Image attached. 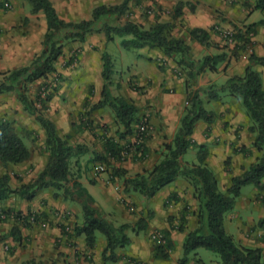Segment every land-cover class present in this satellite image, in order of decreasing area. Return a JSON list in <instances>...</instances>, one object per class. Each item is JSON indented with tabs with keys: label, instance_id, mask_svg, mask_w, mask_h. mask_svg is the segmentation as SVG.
<instances>
[{
	"label": "trees",
	"instance_id": "16d2710c",
	"mask_svg": "<svg viewBox=\"0 0 264 264\" xmlns=\"http://www.w3.org/2000/svg\"><path fill=\"white\" fill-rule=\"evenodd\" d=\"M26 1L31 4L33 13L42 12L46 18L47 31L42 41V50L30 65L14 69L3 76L4 80L0 82V95L15 92L24 111L33 116L40 125L45 133L43 150L47 162L32 182L16 189L12 187L10 174H0V202L9 200L13 196L32 201L44 191L62 192L63 190L64 198L68 200L70 195L72 200L81 205L83 212L82 223L75 225L69 239L83 238L87 248L93 250L100 243L98 235L100 234L105 243L101 256L103 264H118L122 258L120 251H127L132 244L129 232L139 235L148 230L149 221L154 216L152 211H147V215L141 216L133 225H115L107 220L102 210L96 205L95 198L81 182L74 181L72 183V159L86 148L82 145H73L70 142L72 136L61 134L55 123L45 115L44 110L47 111L53 94L49 93L42 97L40 93L37 96V102L32 100L28 94L30 85L42 80L45 82L51 75L58 73L57 64L64 55L65 41L72 40L84 44L90 36L103 34L106 42L111 43L118 37L122 38L121 46L126 50H158L167 57L174 58L177 65L186 73L183 76L186 79V105L172 141L163 145L161 161L152 170L133 177H127V171L122 168L115 169L114 174L123 179L125 193L136 192L146 199H154L161 191L169 188L179 179H185L192 187L193 197L197 204V210L193 212L196 218V227L191 231L187 230V208L182 212L178 227L173 223L174 218L170 217V230L159 231L153 235L152 260L169 261L171 259L175 251L171 231L177 230L186 234L182 244V256L178 260V264H188L191 255L200 249L217 253L221 258V264H264L262 248L246 247L242 243L236 242L225 228V217L227 213L234 210L236 201L242 196L244 187L253 185L259 193H264V80L262 73L255 69L258 65L264 67V57H259L253 52L249 56V63L243 75L230 77L222 85L197 88L199 77L207 71L217 72L219 67L227 61V53L207 55L195 60L186 39L174 37L171 33L174 25L171 22H162L160 19L147 29L131 20H127L123 24H114L119 18L127 15L131 0H124L118 5H100L93 9L90 20L79 22H68L62 19L51 0ZM251 1L256 3L255 10H264V0H246L245 5L249 9ZM185 6H187L185 0H177L175 17L183 16ZM188 7L194 12L193 5H188ZM256 26V24H251L242 29L238 27L232 29L235 34L237 33L234 36L237 40L235 53L242 54L249 51L251 39L256 34ZM64 34L65 40L62 41ZM190 37L191 41L198 42L203 47L213 46L210 31L194 28L190 31ZM250 48L252 49V47ZM101 59L104 81L101 100L92 106L90 113L101 111L104 108L111 109L115 115L116 123L123 130L117 131L118 137L126 139L128 136H134L136 141L132 147L137 150V154L141 153L140 157L136 159L144 160L149 153L145 143V138L148 136H146L147 123L143 124L139 119L140 108L133 101L112 95L110 89L114 73L112 58L104 50ZM180 75L182 76L183 73ZM203 93L206 94L208 102L221 101L223 95L238 100L249 122V132L253 135V141L249 148L247 146L234 147L232 153L246 155L254 150L258 156L254 163L243 169L242 173L231 178V184L225 192L221 191L219 179L208 165L210 157L208 146L200 145L194 139L199 123L212 126L218 119L215 111L206 108ZM93 95L94 88L90 87L89 96L84 102L85 108L90 106V99ZM38 103L42 109L38 108ZM85 117L84 114L81 115L78 127L82 126L84 129L91 125L92 122ZM141 127L144 128L143 132ZM104 149L106 154L99 155L98 159L92 162H100L98 165L104 166L105 171L107 155L121 161L130 153L110 139H106ZM195 149L197 150V162L184 163V157L190 150ZM31 157L32 151L23 138L16 133L12 122L8 119H1L0 163L4 166H15L30 161ZM230 160L231 157L226 160L227 164ZM174 196H171L169 201ZM58 197L61 195L56 193L54 198ZM2 211L5 214H13L9 210ZM19 215L18 213L16 215V226L6 237L17 244L23 240L22 225L28 224L27 222L21 224L19 219L22 215ZM260 224L264 225V219H261ZM62 230L65 232V228ZM2 241L0 240V243ZM88 256L85 257V261L90 260L91 264H94L91 261L92 256ZM131 263L144 264L128 257L127 264ZM23 264L49 263L31 259Z\"/></svg>",
	"mask_w": 264,
	"mask_h": 264
},
{
	"label": "rangeland",
	"instance_id": "374dc122",
	"mask_svg": "<svg viewBox=\"0 0 264 264\" xmlns=\"http://www.w3.org/2000/svg\"><path fill=\"white\" fill-rule=\"evenodd\" d=\"M52 1L53 4H57L60 8L63 9V14L68 12V9L71 7V3L73 1L75 2V9L77 13L80 14L86 11V9L82 8L81 5L87 0ZM123 1L124 0H109L106 3H102V0H96L95 6L98 7L100 5H118L121 4ZM185 1L188 2L189 0ZM176 2L177 0H131L129 3L127 15L119 18L117 21L114 22V24H123L127 20H131L141 24L144 28L147 29L154 24L153 20L156 22L160 19V21L162 22H171L174 25V28L171 32L172 35L174 37H181L179 36V34H182V32L186 30V24H184V20H177L178 17H175ZM28 5L29 7H32L30 3ZM262 17L264 18L263 15ZM211 32L214 35H218L221 38L222 42L226 43L228 46L227 47L217 45L218 48L223 49L230 47L233 50L235 49V47L229 45L226 39L224 38V34L226 32H230L235 36L237 33L235 34L233 30L228 29L222 31L218 30L217 28L215 29L214 26ZM64 36L65 34L62 36L63 38L61 37L62 41L65 40ZM104 41L105 39L103 34H95L93 36H90V43H95V45L87 47V45L85 44V49L87 50V53L85 54L83 44L79 42H74L72 40L65 41L66 49L63 57L58 62L59 72L51 75V77L45 82L42 80L30 85L28 94L32 100L37 102V96L40 95V93L42 97H45L49 93L53 94V97L57 96L59 94L58 90L63 85V82L68 81L71 84V87H76L68 92L69 94H71L73 91H75L76 93H78V96H72L66 93L59 100L61 101L62 106L66 105V109L63 110L60 107L58 111H60L61 114H57L56 118L58 122H61L62 124L66 123V126H68L69 124L74 125L72 132L68 134L72 136L70 142L73 145H82L86 148V150L81 152V154L75 156V158L72 159L71 181L72 183L74 181H79L82 183V185L84 183L86 189L90 192V194L95 198L96 201H98L101 195L105 196V199L102 202L104 206H100L97 203L96 205L99 206V208L102 210L107 220L111 221L115 225H121L119 224L120 221L128 220L132 216L137 217L138 214L144 211L145 214L147 213V211H150L149 208L153 199H146L145 197L141 196L139 193L136 192L125 193L123 185L124 181L123 179L114 175L115 169H124L128 173L127 177H133L138 174H143L145 171L152 170L162 159L161 153L163 151V145L165 143L171 142L177 132V129L180 125L181 115L186 105V98L183 99V102H181V107L179 111H177V113L173 110H166L163 112V110L165 109L162 107L164 105H171V103L175 102L174 99L177 97H175L176 95L173 93V91H159V94L155 96L156 101L153 102L154 106H151V103L148 102L147 98L145 97V94H147V92L145 93L144 90L145 87L140 85L137 76L131 74L133 73V71L139 70L142 65L144 66L142 68L143 74L148 75V73H146V68L150 65V63L148 60L144 59V57H141V53H144V56H149L151 54V50L143 49L144 52L143 50H126L121 46L122 38L118 37L115 39L114 42L109 43L106 50L112 58V62L114 65L112 81H115L113 83L115 86L112 87L111 93L115 97H124L133 101L135 104L136 102L138 103L137 106L140 108V113L138 117L140 120H142L143 124L147 123L148 127L146 132V136H148L147 138H145V143L150 142L151 150H155V153H151L149 151L147 157L144 160H137L136 158H139L141 153L137 154V150L132 147V145L136 141L135 137L128 136V138L126 139H120V137H118L117 131L123 130L116 123V118L113 111L109 108H104L101 111H95L90 113V109L92 108V106L96 105L99 101L98 97H95V93L90 99V106H88L87 108H85L84 106L85 99L89 96L88 89L91 83L96 82L95 79L97 77L101 79L102 75L96 77L93 76L92 78H90L92 72L89 70L88 72H86L85 70H83V66L86 65V63L89 61L90 63H94L96 59H92L93 56H98L97 60L99 61V57L102 56V52L105 50V48L103 47ZM250 47H252L251 51L247 50L240 55L238 53H235L236 57H238L239 59H242V57L249 58V56L254 52L253 46L250 45ZM155 57L157 67L159 69L165 68L166 66L164 65V61L159 60L158 56ZM79 60L81 65L78 67L77 65L79 64ZM172 60L175 66H173V68L169 67V69H172L173 75L177 77L181 76L180 73H183L182 76H184V74L186 75L185 71H183L181 67L177 65V61L174 58ZM82 62L84 63L83 65ZM166 68L168 69V67ZM63 70H65L67 73H63ZM3 76L4 75H0V82L4 80ZM224 83L225 80L222 81V83L219 85H222ZM55 88L56 90H54ZM126 89H129L131 91H126ZM53 90L54 92H52ZM84 90L87 91L88 96L86 97L83 96ZM132 92H135L138 95L137 100L129 98V94L131 95ZM70 96L74 98L70 99ZM203 97L206 100V108L208 110H213L217 114L221 113L219 109H216V106L214 107L213 101L208 102L206 94H204ZM3 102H6L7 104H13L11 105V107H14L15 105H20L21 109L23 107L22 104L19 102L17 94L15 92L0 95V108L2 107ZM217 103H219L221 106L230 105L233 109H235L234 117L230 116L229 118L225 119V116L222 113L220 114V116H218L217 123L212 126L207 125L205 123H199L195 130V132H197L195 137L200 145L208 146L211 154V158L208 159V165L218 177L221 191L225 192L229 187V180L236 174V172L241 171L242 173L243 169L248 168L252 163H254L258 156L254 150H252L246 155L240 153H232L234 157H231L230 162L227 164L226 160L228 158V154H230L227 149H233L234 147L242 146V143L251 145L253 141V135L249 132V122L246 118L245 112L241 104L238 102L237 99L229 97L227 95H223L221 101H218ZM79 104L81 105V109L78 108ZM38 108L42 109V106L39 103ZM240 112L243 115L237 118V116L241 114ZM19 113L20 110L17 109L10 111V113L7 115L0 109V119L5 118L12 122L16 133L23 138L30 150L34 154H36L34 157L36 158V160H32V166L30 168H27L25 171H20L19 169H16V165L4 166L0 163V174L8 173L12 176V187L14 189L20 187V183L26 184L32 182L37 176L36 174V176L33 177V174H35V170H37V168H43L47 162L43 150V144L45 140L44 131L33 116L29 115L25 111V114H23V116H19ZM44 113L47 116V111L44 110ZM83 114L84 116H86V119H89L88 121L92 122L89 127H86L84 129L82 128V126L78 127L81 122V115ZM163 114H166V118ZM64 115H67V118ZM62 116H64V120L62 119ZM236 122L243 123V125L234 127L233 125ZM140 129L143 132V128L141 127ZM106 139L115 141L121 147L127 149L130 153L127 154L125 156L126 158L122 159L121 161H117L107 155L108 161L105 163L106 171L104 173L96 174L94 168L100 162L93 163L92 161L97 160L99 155L106 154L104 149ZM223 145L224 147H222ZM195 162H197L196 149L190 150L189 153L184 157V163ZM223 173L227 174V176L229 175L231 178H220ZM225 174L224 176H226ZM25 179H28V181L25 182ZM171 187L173 189H178L179 191H181V193L184 195L182 199L189 198V196H192L193 194L192 187L190 186L189 182L185 179H179L168 189H170ZM53 193L54 195L58 193L59 195H61V197L54 198ZM63 193V190L62 192H54L53 190V192L44 191L39 194L38 198L41 196L43 197L42 199H40V204H47L50 199L53 200L52 205L54 206H51V215H53L54 218L58 219V221L53 222L49 219L48 213L39 211V213H36L40 214V220L39 223L35 226L38 225V227H41L46 225L48 226L50 224L58 226L62 229L64 227H67L69 228V231L65 229V233L67 235L73 234V229L75 225H80L82 223L83 212L81 205L77 201L72 200L70 195L68 200L65 199ZM14 197H16V204L21 203V198L17 196ZM172 199H174V197ZM253 199L255 200L256 204H254L252 208L248 207L247 211L242 212L243 215L241 216L242 218L240 220L242 222L241 225L240 223H238V220L234 219L228 221V224H226L227 217L232 215V213H235L232 211L227 213L225 217V225H228V227L226 228L229 233H227L233 236L236 242H239V227H247V231L250 235L253 236L252 240H254L256 244L262 245V249L264 251V225L260 224L261 219H264V193H259L253 185H249L243 188L242 196L237 199V201L242 200L247 202L253 201ZM168 204H172V202L170 201ZM185 208L188 209V212H191L190 206H184V210ZM0 210H9L12 211L13 214H15V221L12 219L9 220L10 222L0 221V240H3L0 243V247L2 250V255H0V264H23L24 262L31 259L41 260L38 257L32 256L30 252L27 253L28 250H31V242L25 241L23 245H20L15 244L14 241L11 242L10 238L6 239V237L9 236V234L11 233L12 228L16 226L17 213L18 215H28V213H24L22 210H16L12 207L7 209L4 208L2 205H0ZM249 212H252V214L247 220V218L245 217L248 215ZM64 213L69 214L70 217L69 222L66 226L64 224V221L62 219H59V216ZM181 216L179 218L173 217V223L176 227L179 226V219L181 218ZM175 219L177 220L175 221ZM31 227L30 225L28 226V224L26 226L22 225L21 228L23 239L28 238L31 240L30 234L26 233V231L29 230V228ZM261 232H263V234H261ZM129 233L131 236H135L133 233ZM98 235L100 243L98 244V249L96 248V251H99L100 249H102L103 251L105 243L103 239L101 240L102 236L100 234ZM143 235L144 233L142 234V236ZM68 243L73 245V242ZM56 245L57 244H55V246ZM76 246L78 247V245ZM7 247H9L8 250L6 249ZM102 251H100V254L98 255V257L100 256L101 259ZM90 255L92 256L91 261L94 263L92 254L89 253L84 256L82 252H80V255H76L77 260H75V264H79L78 257L84 258L86 256L90 257ZM95 256L97 255L95 254ZM202 257L203 259L205 258L206 261L209 263H221V258L217 253L205 249H200L191 255V258H194L196 260V264H201V262L203 263V261L200 260ZM46 262L52 264L54 261ZM84 262L85 264H91L90 260H84Z\"/></svg>",
	"mask_w": 264,
	"mask_h": 264
},
{
	"label": "crops",
	"instance_id": "0c3cea01",
	"mask_svg": "<svg viewBox=\"0 0 264 264\" xmlns=\"http://www.w3.org/2000/svg\"><path fill=\"white\" fill-rule=\"evenodd\" d=\"M52 1V0H51ZM109 0H102V3H106ZM187 3V6H185L183 11V16L178 17L177 20H184L185 29L182 34H179L182 38L186 39L187 43L191 47V54L195 60H199L207 55H219L222 53H227V61L219 67L217 72H210L207 71L203 73L199 79L197 88H207L211 85H219L222 83V81L225 80V82L233 76H241L244 74L245 69L249 63V58L242 57V59H239L236 57V54L232 48H223L220 49L216 47L217 45L220 46H227L226 43L222 42L221 38L218 35H214L211 31L212 28L215 26V29L218 30H232L235 27H238L242 29L243 27H246L251 24H256V34L252 37V43L251 45L254 48L255 55L259 57H264V10H255L256 3L255 1L250 2V9L246 7L245 3L246 0H189ZM199 2V4H198ZM53 3V1H52ZM1 8H0V75H6L7 73L13 71L14 69H18L21 67H25L31 64V62L34 60L36 56H38L41 53L42 50V41L47 31V22L45 15H43L42 12L39 13H33V8L29 7V3L26 0H0ZM8 5V6H6ZM57 13L59 16L66 20V21H82V20H90L92 11L96 7V0H87L85 3L81 5L82 8H85L86 11L82 13L76 12V5L73 1L71 3V7L68 9V12L63 14V9L60 8L57 4H53ZM188 5H193L195 7L194 12L190 10ZM89 11V12H88ZM164 19V18H163ZM39 20V21H38ZM155 23V21L153 20ZM178 22V21H177ZM153 24V23H152ZM194 28H201L207 31L211 32V41L213 43V46L211 47H203L198 42L191 41L190 37V31ZM179 29V27H178ZM105 39V38H104ZM95 45L90 43V37L88 38L87 42L83 44V48H86ZM109 43L104 41L103 47L105 50L107 49ZM77 46V45H76ZM228 47V46H227ZM107 51V50H106ZM144 52V50H143ZM87 53V50L85 49L84 54ZM144 59L148 60L150 65L146 68V73L148 75H144L142 72V68L144 66L141 65V68L139 70L133 71L131 73L132 75H135L138 77L139 83L141 86L145 87V94L147 101L151 103V106L153 102H155V96L159 94V91H166L170 90L173 91V93L176 95L174 100V103H171V105L166 106L164 105L162 108L170 111H179L180 104L183 102V99L186 98V87H185V78L183 76L177 77L173 75L172 69L174 63L173 60L167 57L166 55L162 54L161 52H158L157 50H151V54L149 56L143 55L144 53H141ZM240 55V53H238ZM155 56L159 57V60L164 61V65L168 67V69L161 68L159 69L157 67V63L155 62ZM92 59H96V61L93 63L90 61L86 63V65L83 66V70L86 72L91 71L92 74L90 75V78L93 76H101L103 71L102 66V59L98 56H93ZM79 64L78 67L81 65L80 60L78 61ZM84 63L82 62V65ZM57 68L59 69V66L57 64ZM255 69L262 73L263 80H264V67L262 66H256ZM59 72V70H58ZM63 73L66 71L63 70ZM67 73V72H66ZM96 82L91 83L90 87L94 88V93L96 94L95 97H98V100H101V94L102 89L104 85L103 78H96ZM115 81H112V85L110 89H112L113 86H115L113 83ZM89 87V89H90ZM76 87H71V84L66 81L63 82V85L60 87L59 94L51 99V101L48 103V109H47V116L55 123L59 131L63 134H69L72 132L74 125H68L66 126V123H61L56 120L57 114H61L58 109L61 107L63 110L66 109V103L65 106H62L61 101H59L64 94L68 93L71 89ZM88 89V91H89ZM126 91H131L129 89H126ZM86 93V95H85ZM83 96L86 97L87 91L84 90ZM72 96H78V93L73 91L71 94ZM70 96V99H73L74 97ZM137 94L135 92H132V94H129V98L136 99L137 100ZM141 98V97H139ZM98 101V102H99ZM214 107L216 106V109H219L221 113L217 114L220 116V114L223 113L225 116L224 118L227 119L230 116L234 117L235 109H233L230 105L221 106L217 102H213ZM74 104V103H72ZM13 104H7L6 102L2 103V107L0 108L1 111H3L5 114H9L12 110H20L19 116H23L24 111L23 107L21 109L20 105H15L14 107H11ZM136 105L138 103L136 102ZM79 109H81V105L78 106ZM159 108V107H158ZM57 109V110H56ZM58 111V112H57ZM241 113V112H240ZM56 114V115H55ZM55 115V116H54ZM166 118V114H163ZM243 115L242 113L237 116ZM67 118V115H64ZM64 116H62V119L64 120ZM5 119V118H4ZM1 120V119H0ZM168 120V119H165ZM218 121V119H217ZM65 122V121H64ZM234 122V121H233ZM217 123V122H216ZM168 124V123H167ZM243 125V123H235L233 126H239ZM232 126V125H231ZM196 133L194 135V139L196 140ZM240 141V140H239ZM198 143V141H197ZM199 144V143H198ZM242 146H247L248 148L250 145L242 143ZM147 148L151 153H155V150H151L150 148V142L146 143ZM224 147V145L222 146ZM238 147V146H237ZM158 148V147H155ZM210 151V150H209ZM230 154H228L229 157H234L232 154V149H227ZM36 154L32 152L31 160L28 162H25L20 165H16V169L26 170L27 168H30L32 166V163L34 160H36L35 157ZM211 158V154L209 159ZM227 158V159H228ZM33 160V161H32ZM210 163V162H209ZM43 168H37L35 170V174H33V177L38 175L40 171ZM30 171V170H29ZM28 171V172H29ZM241 171L236 172L235 175L240 174ZM223 173L220 178H231L229 175ZM234 175V176H235ZM25 182L28 181V179L24 180ZM25 183H20V185H24ZM28 184V183H26ZM231 184V179L229 180V186ZM19 185V186H20ZM20 186V187H21ZM83 186L85 187V184L83 183ZM19 188V187H17ZM86 188V187H85ZM16 189V188H15ZM110 191V190H108ZM178 192V193H176ZM90 193V192H89ZM177 194V195H176ZM175 195V199H172V204H168L170 201V197ZM184 195L179 191L178 189H173L172 187L170 189H165L161 191L152 201L151 206L149 208L150 211L153 212L154 216L149 221V227L146 232L139 235H135L132 237V244L128 247V251L121 250L120 255L122 258L119 260L118 264H127L128 263V257L136 259L137 261L144 263V264H178V260L181 258L182 255V244L184 241V237L186 234L180 233L177 230L171 231V238L174 241L175 244V251L171 256V259L169 261H161V260H152V254H153V235L159 231L163 230H170V223L169 218L175 217L179 218L184 210V206H190L191 212L187 213V230L191 231L196 227V218L193 215V212L197 210V204L194 200L193 194L192 196H189V198L182 199ZM16 197H12L9 200L0 202V205H2L4 208L9 209L10 207L15 208L16 210H22L24 213H28L31 215L32 213H36L39 211L48 213L49 219L53 222H57L58 219L54 218L53 215H51V206L53 203V200L50 199L47 204H40V199L43 197H37L32 201H27L20 199L21 203L16 204ZM13 199V200H12ZM105 199V196L101 195L98 201L96 203L100 206H104L102 204L103 200ZM168 204V205H166ZM256 204L255 200L253 201H236L235 208L232 212V215L227 217L226 224H228V221H231L232 219L238 220V223L241 225V216L243 215L242 212L247 211V208H252ZM57 206V205H55ZM9 207V208H8ZM23 213V214H24ZM50 213V214H49ZM252 212H249L248 215L245 217L247 220L250 218V215ZM40 215V214H39ZM145 211L138 214L137 217H130L128 220L120 221L119 224H134L141 216H146ZM177 219H175L176 221ZM10 222V221H9ZM51 222V221H50ZM245 222V221H243ZM53 224V223H52ZM65 224V223H64ZM67 224H65L66 226ZM60 226V225H59ZM31 227V226H30ZM34 227V228H33ZM29 228V230L26 231V233L30 234V239H23L20 245L24 244L25 241L31 242V250H28L27 253H31L32 256L40 258L42 261H54L55 264H75V260H77L76 255H80V252L85 256L87 254H92L94 259V264H103L102 259L98 255L99 252L102 251L100 249L99 251H96V249L89 250L87 246L85 245L83 238H70L69 235H67L62 228L55 226V225H46V226H33ZM228 227V225H225V228ZM33 228V229H32ZM67 230V227H64ZM238 231V241L242 243L246 247L251 248H262V245L256 244L254 240H252L253 236L249 234L247 231V227L241 226L239 227ZM226 231L228 232L227 228ZM229 233V232H228ZM260 233V232H259ZM130 234V233H129ZM263 234V232H261ZM102 240V238H101ZM11 242L12 239H11ZM73 242V245L68 243ZM17 244V243H15ZM55 244H57L55 246ZM78 245V247L76 246ZM130 248V249H129ZM98 249V248H97ZM1 247H0V255L1 253ZM95 254L97 256H95ZM79 264H85L84 260L85 257H78ZM203 261L201 264H214V262H207L206 259L203 257L200 259ZM196 260L194 258H190V261L188 264H196ZM132 264V263H131ZM215 264H221L216 262Z\"/></svg>",
	"mask_w": 264,
	"mask_h": 264
},
{
	"label": "built area",
	"instance_id": "2783aa9c",
	"mask_svg": "<svg viewBox=\"0 0 264 264\" xmlns=\"http://www.w3.org/2000/svg\"><path fill=\"white\" fill-rule=\"evenodd\" d=\"M8 6V5H6ZM224 38L226 39L227 43L233 47H236L237 45V40H235L234 38V35L230 32H226L224 34ZM250 46V45H249ZM249 51H251V48L249 47ZM76 63V61H75ZM74 66V65H73ZM143 131H144V128H143ZM94 171L96 174H100V173H103L105 172V167L102 166V165H98L94 168ZM22 215L21 216V219L20 222L23 223V222H27L29 225L31 226H35L36 224L39 223V220H40V215L38 213H32L31 215ZM69 214L67 213H64V214H61L59 216V219H62L64 221L65 224H67L69 222ZM14 220L15 219V214H5L3 213L2 210H0V221H9V220ZM67 230L69 231V228H67ZM8 249V247H7Z\"/></svg>",
	"mask_w": 264,
	"mask_h": 264
}]
</instances>
